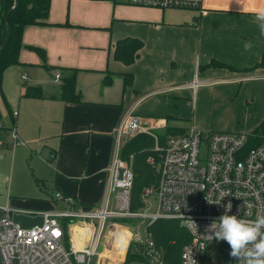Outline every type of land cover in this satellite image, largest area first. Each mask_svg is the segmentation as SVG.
Instances as JSON below:
<instances>
[{
    "label": "crops",
    "instance_id": "crops-1",
    "mask_svg": "<svg viewBox=\"0 0 264 264\" xmlns=\"http://www.w3.org/2000/svg\"><path fill=\"white\" fill-rule=\"evenodd\" d=\"M261 6L264 0H202L203 11L199 12L162 10L117 0H51L46 24L23 29L19 63L3 72L0 150L9 146L12 154L16 149L26 152L33 148L32 143L40 145L59 138L61 148H70L71 134L92 135L101 124L95 117L84 118L88 109L98 105L115 108L116 115L104 124L106 130L101 133L107 144L103 162L91 176L96 196L91 201L99 204L108 167L125 142L117 139L116 129L131 108L145 121L165 117L168 126L202 130L204 123L189 122L194 121L190 107L196 109L199 102L228 105L245 97L250 86L260 87L264 99V65L255 66L264 53V37L259 35L254 16ZM66 22L68 26L63 25ZM126 37L143 42L138 57L129 64L113 55L116 41ZM245 41L252 42L251 51H244ZM28 45L42 49L44 58L26 48ZM30 70L34 72L30 74ZM40 71L53 73V84L39 78ZM55 72L60 73V79L55 80ZM126 74L132 75L127 85ZM70 75L75 77L74 92L79 100L59 96L63 78ZM105 78H110V83L105 84ZM27 87H39V95H25ZM185 119L188 125L177 124ZM222 127L219 131H230L224 128L228 125ZM51 141L49 145H53ZM50 152L52 159L57 157V150ZM12 174L7 175L9 180ZM56 191L49 195V210L65 207L54 199ZM14 193L7 189L6 202L0 206L35 212L17 206L32 197ZM75 235L77 238L78 231Z\"/></svg>",
    "mask_w": 264,
    "mask_h": 264
},
{
    "label": "built area",
    "instance_id": "built-area-1",
    "mask_svg": "<svg viewBox=\"0 0 264 264\" xmlns=\"http://www.w3.org/2000/svg\"><path fill=\"white\" fill-rule=\"evenodd\" d=\"M117 2L162 10L203 11L202 0ZM60 78V73L55 72V80ZM166 126L165 117L145 121L131 108L116 129L119 141L140 133L155 140L154 154H149L146 161L155 169L158 183L145 187L142 193L143 201L148 196L155 197L152 212L144 211L145 207L131 209L133 155L123 159L119 149L108 167L105 190L97 208H73L78 202L60 191L53 196L64 208L33 212L0 206V264H92L93 260L95 264H111L104 259L108 251L104 246L117 230L115 222L138 218L145 219L144 230L134 228L126 247L118 251L120 261L112 264H195L193 260L196 264H238L229 254L228 243L212 239L207 228L225 213L229 203L232 208L228 215L253 220L264 214V128L261 134L252 135L189 126L183 133L167 134L160 143L155 131ZM14 136L17 137L15 133ZM15 215L40 216L42 222L22 227ZM158 218L178 219L189 234L177 263L166 259L146 231ZM73 226L89 229L85 238L78 235L82 240L79 247L72 238Z\"/></svg>",
    "mask_w": 264,
    "mask_h": 264
},
{
    "label": "rangeland",
    "instance_id": "rangeland-1",
    "mask_svg": "<svg viewBox=\"0 0 264 264\" xmlns=\"http://www.w3.org/2000/svg\"><path fill=\"white\" fill-rule=\"evenodd\" d=\"M33 72L30 70V74ZM38 76L53 84V73L40 71ZM246 92L245 97H240L234 103H228V105L219 102H211L209 105H205L199 102L196 109L190 107L191 114H194V121L185 119L186 121L177 124L188 125L187 121L190 124L195 122L204 123L206 127L202 128L203 131L219 130L223 129L222 126L228 125V127H224L225 130L251 132L264 121V99L263 95L261 96L262 90L260 87L250 86ZM182 108L188 110V106H185V104H182ZM88 110L84 113V118L87 120L95 117L96 123L101 124L95 128L92 135H89L88 132L71 134L73 144L68 146L70 148H61L59 138L54 139V141L48 140L40 145L32 143L33 148L26 152L23 149H16L12 154L11 150L9 151V146H4L0 150V205L6 202V191L9 189L12 194L16 192L18 196L32 197L26 204L17 206L35 212L49 210V208H52L49 195L53 191L59 190L61 193L76 197L79 205L73 208L98 207L96 202L91 201L96 198L95 193H93L95 184L91 176L94 170L103 162V152L107 144L101 133L106 130L104 124L116 115V110L115 108H109L107 105H98L91 111ZM171 121L169 123H172ZM50 141L53 142V145H49ZM52 148L58 151L57 157L53 159L50 152ZM10 171H13V174L9 180L7 175ZM155 205V197L148 196L144 201L145 209L143 210L150 213L154 210ZM144 220V218H138L129 222H115L114 226L119 227V230L118 232L115 230L116 233L114 232L112 238H109L108 244L104 246L108 249L104 259L110 261L111 264L119 262L121 257L119 254L121 253H118V251L125 247L126 241L131 236L134 228H138L140 231L144 230ZM74 234L75 231L72 232L73 239L76 238ZM92 264H95V260Z\"/></svg>",
    "mask_w": 264,
    "mask_h": 264
},
{
    "label": "trees",
    "instance_id": "trees-1",
    "mask_svg": "<svg viewBox=\"0 0 264 264\" xmlns=\"http://www.w3.org/2000/svg\"><path fill=\"white\" fill-rule=\"evenodd\" d=\"M51 0H0V85L4 70L19 63V51L23 47L21 36L27 25L46 24L49 14ZM63 25H69L64 23ZM143 42L136 38L126 37L116 41L114 47V58L126 64L132 63L139 55ZM36 51L44 58V51L35 46H26ZM214 63V62H213ZM46 68H49L45 63ZM264 65V53L259 63L255 66ZM248 70V69H246ZM132 75L124 76V83L130 84ZM105 84L110 83V78H105ZM74 75L65 76L61 85L60 97L64 100H79L75 94ZM39 87H27L25 95L38 96ZM264 121L254 128L250 133L259 135L263 132ZM185 128L166 126L156 130L159 142L162 143L167 134L183 133ZM154 138L145 133H140L127 139L120 148V156L128 159L133 155L134 178L131 189V209L138 210L144 207L142 199L143 189L147 186H156L158 175L155 169L147 163L149 154H154ZM252 143H249V145ZM118 221L129 222L127 219ZM147 233L152 237L155 244L162 249L166 259L177 263L182 246L189 240V234L175 218H158L147 226Z\"/></svg>",
    "mask_w": 264,
    "mask_h": 264
},
{
    "label": "clouds",
    "instance_id": "clouds-1",
    "mask_svg": "<svg viewBox=\"0 0 264 264\" xmlns=\"http://www.w3.org/2000/svg\"><path fill=\"white\" fill-rule=\"evenodd\" d=\"M254 16L259 35L264 37V6L257 7ZM243 48L246 52L251 51L252 42L245 41ZM231 208V203L227 204L225 213L207 228L209 236L218 241H226L231 249L230 256L238 264H264V214L257 215L253 220H246L228 215Z\"/></svg>",
    "mask_w": 264,
    "mask_h": 264
},
{
    "label": "water",
    "instance_id": "water-1",
    "mask_svg": "<svg viewBox=\"0 0 264 264\" xmlns=\"http://www.w3.org/2000/svg\"><path fill=\"white\" fill-rule=\"evenodd\" d=\"M14 219L18 221L22 227H31L34 225H40L42 222V219L40 216L28 217L25 215H15Z\"/></svg>",
    "mask_w": 264,
    "mask_h": 264
},
{
    "label": "bare ground",
    "instance_id": "bare-ground-1",
    "mask_svg": "<svg viewBox=\"0 0 264 264\" xmlns=\"http://www.w3.org/2000/svg\"><path fill=\"white\" fill-rule=\"evenodd\" d=\"M134 230V229H133ZM132 230V231H133ZM72 231H78V235H80L82 238H85V236H87L88 232H89V229L88 228H82V227H79V226H73V230ZM77 235V243L76 245L79 247L82 243V240L80 239V237ZM74 236H76L74 234Z\"/></svg>",
    "mask_w": 264,
    "mask_h": 264
}]
</instances>
